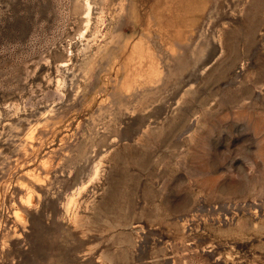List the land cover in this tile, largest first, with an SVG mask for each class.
Returning a JSON list of instances; mask_svg holds the SVG:
<instances>
[{
  "label": "rangeland",
  "instance_id": "374dc122",
  "mask_svg": "<svg viewBox=\"0 0 264 264\" xmlns=\"http://www.w3.org/2000/svg\"><path fill=\"white\" fill-rule=\"evenodd\" d=\"M0 264H264V0H0Z\"/></svg>",
  "mask_w": 264,
  "mask_h": 264
},
{
  "label": "bare ground",
  "instance_id": "6f19581e",
  "mask_svg": "<svg viewBox=\"0 0 264 264\" xmlns=\"http://www.w3.org/2000/svg\"><path fill=\"white\" fill-rule=\"evenodd\" d=\"M30 198H31V196H30ZM28 200V199H27ZM31 200V199H30ZM33 200V199H32ZM76 200V199H75ZM73 201V199H70V201H69V204H68V206L71 204V202Z\"/></svg>",
  "mask_w": 264,
  "mask_h": 264
}]
</instances>
